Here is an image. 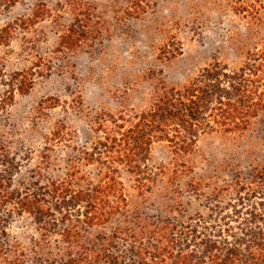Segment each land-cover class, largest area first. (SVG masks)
Returning a JSON list of instances; mask_svg holds the SVG:
<instances>
[{
    "label": "trees",
    "instance_id": "16d2710c",
    "mask_svg": "<svg viewBox=\"0 0 264 264\" xmlns=\"http://www.w3.org/2000/svg\"><path fill=\"white\" fill-rule=\"evenodd\" d=\"M20 1L0 0V11ZM65 2L67 22L58 3H35L1 26L0 45L52 17V53L64 58L99 47L114 24L143 17L157 0ZM255 49L259 61L251 69L226 67L231 84L222 89L213 82L219 76L205 70L181 86L155 83L145 104H133L127 116L121 109L99 114L91 150H80L81 160L58 174L37 166L25 182L16 180L19 160L0 144V264H264V40ZM52 57L37 53L10 72L0 60V114L13 92L31 90L35 76L47 75ZM254 117V158L233 155L195 170L201 134H242ZM51 134L65 140L69 132L59 125ZM157 141L167 143L170 156L153 165ZM80 161L94 165V173ZM121 168L134 181V197ZM24 216L30 236L12 228Z\"/></svg>",
    "mask_w": 264,
    "mask_h": 264
},
{
    "label": "rangeland",
    "instance_id": "374dc122",
    "mask_svg": "<svg viewBox=\"0 0 264 264\" xmlns=\"http://www.w3.org/2000/svg\"><path fill=\"white\" fill-rule=\"evenodd\" d=\"M35 3H58L54 7L59 9L60 20L71 19L65 0H22L10 10L0 11V28L27 13ZM49 18L37 19L28 31L20 29L8 45H0L6 72L31 63L37 53L53 56L51 72L35 76L31 90L13 92L10 104L0 114V144L19 160L16 180L20 182L37 166L49 165L45 169L58 174L67 162L81 160L80 150H91L96 136L91 130L94 118L120 109L127 116L133 104H145L155 83L163 80L181 86L207 70L219 76L220 81L215 78L213 82H222L220 89L229 86L226 67L251 69L255 60L259 61L255 48L264 40V0H157L143 17L114 24L111 35L99 47L71 52L64 58L52 53L56 25H51ZM168 50L175 55L169 57ZM250 120L251 127L242 134H201L193 156L195 170L233 155L244 161L254 158L258 145L255 123L259 120ZM59 125L69 132L65 140H56L51 134ZM169 156L165 141L154 142L149 163L162 164ZM80 162L94 173V165ZM120 171L126 192L134 197L131 175L122 168ZM27 220L24 216L14 221V231L23 227L24 234L30 236L33 230L28 229Z\"/></svg>",
    "mask_w": 264,
    "mask_h": 264
}]
</instances>
